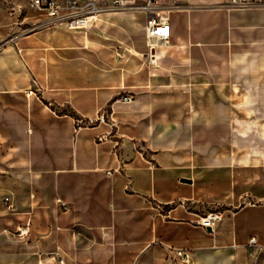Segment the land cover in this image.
<instances>
[{
    "label": "crops",
    "instance_id": "0c3cea01",
    "mask_svg": "<svg viewBox=\"0 0 264 264\" xmlns=\"http://www.w3.org/2000/svg\"><path fill=\"white\" fill-rule=\"evenodd\" d=\"M225 3L159 0L171 38L155 50L144 12L23 34L32 12L9 13L0 264H173L168 246L193 264H264V8Z\"/></svg>",
    "mask_w": 264,
    "mask_h": 264
},
{
    "label": "built area",
    "instance_id": "2783aa9c",
    "mask_svg": "<svg viewBox=\"0 0 264 264\" xmlns=\"http://www.w3.org/2000/svg\"><path fill=\"white\" fill-rule=\"evenodd\" d=\"M25 8L10 9L9 13L18 18H28L26 10L31 11L33 22L22 28L21 33H28L41 28L61 29L68 31L89 30L94 26L102 15L116 12H144L147 15L145 30L151 50L162 44L168 45L171 38V26L158 13L159 0H21ZM229 8H264V0H226ZM26 9V10H24ZM32 92V91H30ZM135 98L132 93H123L119 99L123 102H131ZM105 114L95 119H77L75 121L76 131L90 126L96 121L104 122ZM111 174V171L107 172ZM60 203L67 209V204ZM225 211L214 210L202 215L198 224L203 228H213L214 224L222 219ZM249 248L258 246L256 238H251L247 244ZM173 264H193L191 252L187 249L166 248ZM59 264H64L62 260Z\"/></svg>",
    "mask_w": 264,
    "mask_h": 264
},
{
    "label": "rangeland",
    "instance_id": "374dc122",
    "mask_svg": "<svg viewBox=\"0 0 264 264\" xmlns=\"http://www.w3.org/2000/svg\"><path fill=\"white\" fill-rule=\"evenodd\" d=\"M18 3H24L21 0H0V36L8 30L4 24L11 22L15 17L9 15L8 10L13 9ZM33 14V13H32Z\"/></svg>",
    "mask_w": 264,
    "mask_h": 264
}]
</instances>
